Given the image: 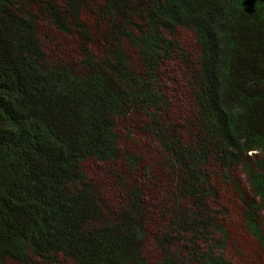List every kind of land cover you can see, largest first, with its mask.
<instances>
[{
  "label": "trees",
  "instance_id": "obj_1",
  "mask_svg": "<svg viewBox=\"0 0 264 264\" xmlns=\"http://www.w3.org/2000/svg\"><path fill=\"white\" fill-rule=\"evenodd\" d=\"M0 264H264V0H0Z\"/></svg>",
  "mask_w": 264,
  "mask_h": 264
},
{
  "label": "rangeland",
  "instance_id": "obj_2",
  "mask_svg": "<svg viewBox=\"0 0 264 264\" xmlns=\"http://www.w3.org/2000/svg\"><path fill=\"white\" fill-rule=\"evenodd\" d=\"M49 32L51 34L49 40L52 43V45H55V47L57 45H61V46L64 45L63 44L64 40H62V38L57 33L51 32V31H49ZM182 40H183V43L190 46L191 43H190V40L188 39V37L182 36ZM241 240H242L244 249H246L249 252H253L255 250L254 247L250 244V242H248L246 239L245 240L241 239Z\"/></svg>",
  "mask_w": 264,
  "mask_h": 264
}]
</instances>
